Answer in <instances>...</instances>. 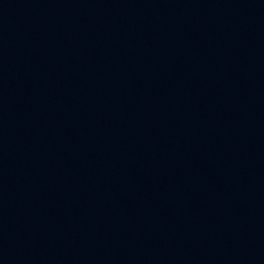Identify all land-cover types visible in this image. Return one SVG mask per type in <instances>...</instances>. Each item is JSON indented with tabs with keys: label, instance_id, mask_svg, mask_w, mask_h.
Returning <instances> with one entry per match:
<instances>
[{
	"label": "water",
	"instance_id": "water-1",
	"mask_svg": "<svg viewBox=\"0 0 264 264\" xmlns=\"http://www.w3.org/2000/svg\"><path fill=\"white\" fill-rule=\"evenodd\" d=\"M0 264H264V14L90 150Z\"/></svg>",
	"mask_w": 264,
	"mask_h": 264
}]
</instances>
